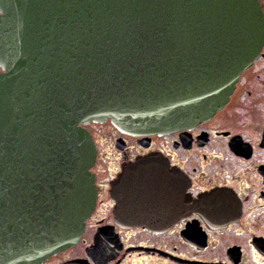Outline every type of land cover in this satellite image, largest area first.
I'll return each mask as SVG.
<instances>
[{"label": "water", "instance_id": "95a60500", "mask_svg": "<svg viewBox=\"0 0 264 264\" xmlns=\"http://www.w3.org/2000/svg\"><path fill=\"white\" fill-rule=\"evenodd\" d=\"M263 44L259 0H0V264H38L81 234L96 195L85 124L189 126Z\"/></svg>", "mask_w": 264, "mask_h": 264}, {"label": "flooded vegetation", "instance_id": "af4514ba", "mask_svg": "<svg viewBox=\"0 0 264 264\" xmlns=\"http://www.w3.org/2000/svg\"><path fill=\"white\" fill-rule=\"evenodd\" d=\"M111 126L81 234L38 264H264V44L209 116L161 134Z\"/></svg>", "mask_w": 264, "mask_h": 264}, {"label": "rangeland", "instance_id": "374dc122", "mask_svg": "<svg viewBox=\"0 0 264 264\" xmlns=\"http://www.w3.org/2000/svg\"><path fill=\"white\" fill-rule=\"evenodd\" d=\"M262 2L264 3V0H262ZM110 124V122L89 124V128L91 129V134L99 154L103 152H112L111 138L109 137L112 124Z\"/></svg>", "mask_w": 264, "mask_h": 264}]
</instances>
